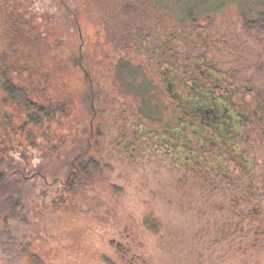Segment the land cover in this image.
Segmentation results:
<instances>
[{
	"label": "flooded vegetation",
	"instance_id": "1",
	"mask_svg": "<svg viewBox=\"0 0 264 264\" xmlns=\"http://www.w3.org/2000/svg\"><path fill=\"white\" fill-rule=\"evenodd\" d=\"M238 1L230 6L242 32L230 43L186 14L175 28L162 18L127 32L111 82L86 87V123L52 144L53 158L67 159L43 179L52 205L113 173V197L130 189L143 206L137 221L122 223L123 208L102 202L122 263L259 255L264 264V0Z\"/></svg>",
	"mask_w": 264,
	"mask_h": 264
},
{
	"label": "rangeland",
	"instance_id": "2",
	"mask_svg": "<svg viewBox=\"0 0 264 264\" xmlns=\"http://www.w3.org/2000/svg\"><path fill=\"white\" fill-rule=\"evenodd\" d=\"M67 1L68 10L50 0H0V49L7 44L1 32H15L14 27L10 28L8 23L4 22V12H7L8 7L19 9L25 17H32L33 26L39 29L33 28L32 31L30 26L27 28L31 32L36 30L43 32L42 37L51 49L48 51L49 59L33 65L39 68V73L41 68L50 66L51 79L56 85L55 88L61 89L62 93L69 97V105L65 109L64 116L57 117L59 120L47 123L41 128L37 127V132L32 133L33 141H30L31 139L27 141L24 137L18 139V135L9 138L11 144L19 142L20 152H22L21 158L19 156L16 158L18 155L16 153H12V157L25 162L28 170L41 167L40 172L34 170V173L29 175L28 178L31 179L25 186L27 192L36 188L35 196L38 199H36L35 207L40 206L39 208L42 209L36 217H32L33 221L30 220L23 225V232L32 233V240L27 248V254L22 255L19 264H125L118 259L109 243L113 227L111 220H108L111 218L106 219L104 216L110 217V213H104L105 208L102 202L104 203L105 200L106 204L110 207L116 206L117 210L123 208L120 211L122 215L120 222L125 223V220H130L132 217L137 221L143 206L134 202L137 198L131 195L133 190L124 189L120 197H113L117 191L113 183L120 186V182L115 180L113 173L112 179L109 178V181H106L104 174V181H101L98 173L94 177L96 188L88 190V187L82 184L75 189L72 197L61 199L59 205H52L51 194L47 188L44 190L43 179L49 180L52 174L59 173V168L63 162L66 163L67 159L65 156L62 158L61 155V159L55 156L52 160L51 156L45 157L44 149L42 150L44 139L41 136L50 134L54 138L53 143L62 140L61 136L64 134L66 138L63 141L67 142L68 138L72 139L68 135L75 133L77 129L79 131L83 123H86L82 115L86 87L92 85L100 88L101 85L111 82L113 67L116 62L122 60L120 56L123 54L119 52L124 45L122 38H128L130 35L122 31L133 28L134 26L131 25L136 23L141 27L145 26L146 30L153 29L158 20L165 18L168 20L161 26L166 29L175 28L178 26L175 19L183 13L192 11L196 15L201 14L207 17L201 18L200 23L205 24L213 32H218L230 43L232 33L242 32L241 21L235 13L237 7L230 6L231 0ZM24 22H21L22 27H25ZM26 22L29 23V21ZM20 31L25 32V30ZM43 55L44 49L41 53V56ZM26 57L24 63L31 59ZM3 105H5L4 99L0 91V107ZM18 125L19 120L11 107L2 111L1 127L10 126L7 128L10 132L13 127L17 129ZM69 131L71 132L68 133ZM61 175L65 176L66 173ZM105 181L112 183V187L107 186ZM138 230L142 231L139 228ZM146 236V234L143 235L145 238ZM259 258L260 256L257 255L254 260H235L230 261V264H261ZM156 263L163 264V261ZM0 264H8L1 250Z\"/></svg>",
	"mask_w": 264,
	"mask_h": 264
},
{
	"label": "trees",
	"instance_id": "3",
	"mask_svg": "<svg viewBox=\"0 0 264 264\" xmlns=\"http://www.w3.org/2000/svg\"><path fill=\"white\" fill-rule=\"evenodd\" d=\"M50 1L66 9L69 7L67 0ZM190 12H186L188 20L195 19L199 22L201 18H207L203 17L204 15ZM4 15V22H7L10 28L14 27L15 32H1L7 44L0 49V91L5 104L0 107V114L6 108L11 107L19 120V125L17 129L13 127L10 132L7 130L10 126L5 128L0 126V250L6 263L19 264L22 255L27 254V248L32 240V233L23 232V225L30 222L32 217H36L42 209L39 208L40 206L35 207L36 199H38L35 196L36 188L27 192L25 186L28 180H24L23 175L29 177L34 170L40 172L41 167L28 170L25 162L12 157V153H16L18 154L16 158L18 156L21 158L22 152H20L19 142L11 144L9 138L18 135V139L24 137L27 141L30 139L33 141L32 133L37 132V127L41 128L47 123L59 120L57 117L64 116L65 109L69 105V97H66L61 89L55 88L56 85L51 79L50 66L41 68L39 73V68L33 65L49 59L48 51L51 50L42 37L43 32H37V30L31 32L27 28L30 26L32 31L33 28L39 29L33 26V18L25 17L19 9L15 10L11 6L8 7L7 12H4ZM26 21L29 23L27 24ZM21 22H24L25 27H22ZM131 26L134 27L122 32H142L146 29L145 26L141 27L136 23ZM20 30H25V32ZM125 42L126 38H122V43L127 44ZM43 49L44 55L41 56ZM37 55L39 57H36ZM25 56L27 59L31 58L30 61L24 63ZM46 135L41 136L44 139L42 150L44 149L45 157L51 156L52 160L54 138L50 134ZM65 138L63 134L62 140L59 141L62 142ZM45 189L46 186H44Z\"/></svg>",
	"mask_w": 264,
	"mask_h": 264
}]
</instances>
